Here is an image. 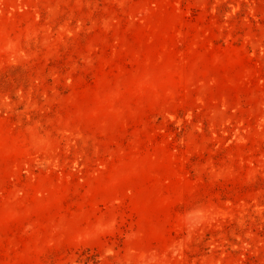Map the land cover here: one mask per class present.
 <instances>
[{"label":"rangeland","instance_id":"1","mask_svg":"<svg viewBox=\"0 0 264 264\" xmlns=\"http://www.w3.org/2000/svg\"><path fill=\"white\" fill-rule=\"evenodd\" d=\"M0 264H264V0H0Z\"/></svg>","mask_w":264,"mask_h":264}]
</instances>
